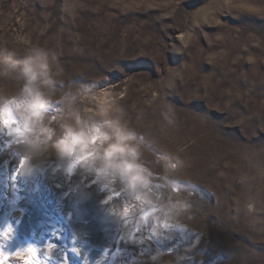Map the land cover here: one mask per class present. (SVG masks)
I'll return each mask as SVG.
<instances>
[{"label": "rangeland", "instance_id": "374dc122", "mask_svg": "<svg viewBox=\"0 0 264 264\" xmlns=\"http://www.w3.org/2000/svg\"><path fill=\"white\" fill-rule=\"evenodd\" d=\"M33 46L49 53L42 88L57 109L44 150L0 156V222L23 217L40 264H264V0H0V54ZM22 87L0 75V101ZM84 108L105 113L89 121L101 134L124 128L163 185L153 203L176 226L167 239L129 226L102 240L83 223L82 193L120 190L98 170L60 168L53 145ZM25 155L31 175L12 189L7 172Z\"/></svg>", "mask_w": 264, "mask_h": 264}, {"label": "snow or ice", "instance_id": "6c2138e0", "mask_svg": "<svg viewBox=\"0 0 264 264\" xmlns=\"http://www.w3.org/2000/svg\"><path fill=\"white\" fill-rule=\"evenodd\" d=\"M23 103H26V101L20 102V104ZM10 105L0 107V156L8 152L12 145L24 144L26 130L18 110L19 104L17 101H11ZM56 109V104H49L45 106L44 111L51 115L53 110ZM53 119H55V116H53ZM89 134V147L83 152L80 151L79 147L74 146L66 154H63L64 146L71 143L64 136L63 139H59L53 145L56 150V157L61 162L60 168L66 177L71 178L82 170H98L106 181L120 189L94 199L91 193H82L80 199L83 201V206L77 209V212L78 215L84 217L83 223L90 225V230L99 235L102 240L107 239L114 232H121L129 226H131L133 232H139L142 235L148 233L149 236L145 238L163 237L167 239L166 234L175 231L176 226L169 222L167 213L153 203V199L156 201L161 200V194L156 190L162 188L163 185H153L148 181L146 186L137 183L130 190L127 183L128 174L124 172L122 167L126 163V157L114 155L106 165L105 147H100L104 142L100 130L90 128ZM14 157H19V153L13 152L7 160L3 161L5 168H7L9 160ZM28 160L27 155L18 158L16 166L7 172L9 185L12 189L18 188L19 181L31 175V169L26 170ZM137 164L139 165L138 161ZM140 170L142 175L145 176L144 169L141 166ZM95 183V180L91 181L89 187ZM56 187L59 188L60 185L57 184ZM176 190V188L172 189V191ZM121 192L124 193L123 196ZM149 194L152 198H149ZM113 200H117L118 203L119 200H123L124 203L116 211H112L105 206ZM156 213L162 214L157 215ZM23 225H25L23 217L0 222V264H5L11 256L22 260L23 264H40L37 254L40 247H42V241H30L21 231ZM53 246V243L48 244L49 248ZM168 251H171V249H168ZM117 253H119V249ZM209 264H215V260H210Z\"/></svg>", "mask_w": 264, "mask_h": 264}, {"label": "clouds", "instance_id": "9594fccd", "mask_svg": "<svg viewBox=\"0 0 264 264\" xmlns=\"http://www.w3.org/2000/svg\"><path fill=\"white\" fill-rule=\"evenodd\" d=\"M15 73L23 80V87L20 90L17 103L26 130L24 144L33 152L44 150L49 143L51 129L45 126V106L48 103L46 93L42 84L50 75L49 53L47 50L33 46L29 48L24 59H17L14 51H7L0 54V75ZM21 101L26 103L20 104ZM8 101H0V107H6ZM87 119L77 117L73 122L63 126L64 137L71 143L64 146V153L70 151L74 146L79 147L83 152L89 147V129H97L89 125L93 117L104 116L102 111H92L90 108L83 109ZM110 132L101 134L103 141L114 140L104 148L105 164L111 157H126V163L122 166L127 176L129 189H133L137 183L147 185L148 179L142 175L140 166L137 164V150L126 141L130 134L124 128L116 125H109ZM99 129V128H98ZM101 133V132H100ZM63 139V138H62Z\"/></svg>", "mask_w": 264, "mask_h": 264}, {"label": "bare ground", "instance_id": "6f19581e", "mask_svg": "<svg viewBox=\"0 0 264 264\" xmlns=\"http://www.w3.org/2000/svg\"><path fill=\"white\" fill-rule=\"evenodd\" d=\"M105 94H106V93H103L104 98H105ZM102 98H103V97H102Z\"/></svg>", "mask_w": 264, "mask_h": 264}]
</instances>
